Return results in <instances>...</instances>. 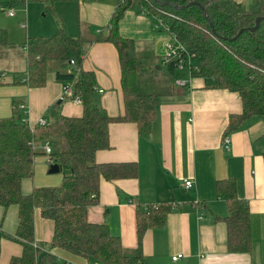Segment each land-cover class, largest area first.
<instances>
[{
	"label": "trees",
	"instance_id": "16d2710c",
	"mask_svg": "<svg viewBox=\"0 0 264 264\" xmlns=\"http://www.w3.org/2000/svg\"><path fill=\"white\" fill-rule=\"evenodd\" d=\"M16 1L11 0L9 5ZM66 1L80 0H46L47 8L53 11L57 2ZM193 1L200 4L191 3ZM130 9L161 22L159 30L176 37L195 56L198 68L191 71L192 77L213 79L215 87L240 94L242 111L230 115L223 140L247 118L258 115L264 119V0L250 5L236 0H117L106 36L102 33L94 39L84 34L72 36L62 18L54 33L27 36L22 45L26 48L28 68L20 82L30 87H43L48 73L55 71L56 79L64 86L73 83L74 96L82 98L84 109L83 114L76 117L54 109L49 124L33 130L23 118L20 103L15 102L13 115L0 119V204L19 208L16 233L9 235L0 228V254L1 240L5 236L23 245V254L12 257L9 264H72L82 259L86 264L89 260L104 264H148L143 251L145 233L150 228L167 224L168 214L173 209L171 201L138 206V245L128 253L120 236L112 234L107 222L89 219L90 207L100 202L103 178H133L139 174L135 161H96L98 150L111 147L109 125L132 122L137 125L140 136H148L162 99L184 96L189 90V83L179 85L176 82L189 75V70L184 73L178 69L176 58L164 64L170 83L156 89L143 85V76L152 57L139 55L135 41L120 31V22ZM257 17L262 20L252 31L249 27L256 25ZM241 29L242 33L237 36ZM8 34L6 28H0V48L16 47ZM97 40L113 43L119 53L124 110L117 117L109 116L94 100L99 92L95 74L84 68L87 49ZM47 140L54 143L52 156L64 172L63 182L24 194L23 180L34 174L35 157L45 154L43 145ZM216 192L228 206V214L221 219L227 224L229 250L250 252L253 247L251 208L248 199L238 193L237 179L217 180ZM37 209L43 217L54 222L49 248L36 242ZM54 249L71 256L63 260L51 252Z\"/></svg>",
	"mask_w": 264,
	"mask_h": 264
},
{
	"label": "crops",
	"instance_id": "0c3cea01",
	"mask_svg": "<svg viewBox=\"0 0 264 264\" xmlns=\"http://www.w3.org/2000/svg\"><path fill=\"white\" fill-rule=\"evenodd\" d=\"M10 1L0 0V28H6L13 35L7 22L13 21L17 14L15 11L10 15V7L16 5H9ZM236 1L250 5L256 0ZM69 2H74V13L65 16L60 12V16L72 36L84 34L88 39H94L99 33L108 34V29L105 32L101 26H109L117 0ZM35 5L21 3L20 9L27 6L31 17ZM57 28L58 24L41 31H46L44 34L47 35ZM120 31L135 41L137 52L140 47L152 57L161 45L173 41L169 32L156 27L153 17L132 9L125 12ZM27 33L34 32L27 30ZM20 47H6L10 51L9 57L5 58L10 70L0 69V119L13 115L15 102L20 103L23 113L26 111L27 116L23 115V118L32 129L39 126L42 117L50 122L54 109L66 116H81L83 104L65 95V87L56 79L55 71L48 73L43 87H30L20 82L28 68L26 48ZM16 50H19L18 55H10ZM84 68L95 74L99 92L94 100L109 116H120L124 101L116 46L106 40L94 41L85 54ZM186 79L189 83L186 95L162 99L150 135L140 136L137 125L132 122L109 125L111 147L98 150L96 161H135L139 165V174L133 178H103L100 202L90 207L89 219L107 222L112 234L120 236L125 248L135 249L138 245L137 207L171 201L173 209L168 214L166 226L150 228L145 233L143 251L148 264H264V119L258 115L247 118L229 135L231 142L229 148L226 147L223 134L229 117L242 111L240 94L215 87L213 79L211 82L190 75ZM46 159L45 154L35 157L34 174L22 183L24 194H30L36 188L62 184L64 175L50 173ZM228 177L237 179L239 195L250 204L253 237L250 252H232L228 247L227 224L221 219L228 214V206L216 192L217 180ZM190 178L195 183L188 189L183 180ZM18 225V206L0 204V228L6 234L14 235ZM53 235V220L43 217L37 209L36 242L49 248ZM51 252L62 259L71 256L60 249ZM177 253H183V256L173 260ZM22 254L20 242L7 236L2 238L0 264H9L12 257ZM75 262L82 264L85 260Z\"/></svg>",
	"mask_w": 264,
	"mask_h": 264
},
{
	"label": "rangeland",
	"instance_id": "374dc122",
	"mask_svg": "<svg viewBox=\"0 0 264 264\" xmlns=\"http://www.w3.org/2000/svg\"><path fill=\"white\" fill-rule=\"evenodd\" d=\"M29 2V4L34 3L36 4L34 11L32 12V15L30 17V13L28 10V7L26 6L24 9H20L21 3ZM16 5L14 7V10L16 11L17 16L14 18L13 21L9 20L7 22L8 25H10L11 30H13V35H9V39L12 43L16 44L18 47L22 49V44L25 43L27 36H36V35H45L46 31H41L42 29L48 30L49 26H55L59 22V18H62L60 16V12H63L65 16L71 15L74 13V2H57L55 9L53 11L49 10L47 8V2L46 0H18L15 2ZM77 3V2H75ZM26 18V20H24ZM28 18V21H27ZM68 18V17H67ZM22 20L25 22V26L21 25ZM21 21V22H20ZM31 21V24H30ZM65 21V20H64ZM28 24V25H27ZM28 26V32L31 30L34 33H27V30H25ZM44 27V28H43ZM101 28L106 32L108 27L107 26H101ZM97 31V30H96ZM9 32V31H8ZM55 31H53L54 33ZM172 43H175L172 41ZM5 50H3V49ZM0 48V69L6 72H9L10 68L8 67V62L5 60V58L9 57V50L6 47ZM138 49L139 55H149L146 52L145 49H142L140 47ZM19 50H16L11 54L18 55ZM167 47L166 45H161L160 50L153 55V59L149 62V68L146 72V74L143 76V85L145 86H151L153 88H160L161 86H164L167 83H170L169 76L166 74V68L165 65H163V58L167 55ZM158 56V57H157ZM196 59H194V64L196 65ZM158 66H161L160 69H158ZM181 72H188V69L180 70ZM188 74V73H187ZM1 75V73H0ZM209 81L212 82V79H209ZM73 100V99H72ZM23 115H26V111L23 113ZM54 143L52 142V145ZM59 173H64L63 171ZM64 175V174H63ZM128 253H131V249H127ZM89 264H104L102 262H97L95 260H89ZM86 264V263H84Z\"/></svg>",
	"mask_w": 264,
	"mask_h": 264
},
{
	"label": "built area",
	"instance_id": "2783aa9c",
	"mask_svg": "<svg viewBox=\"0 0 264 264\" xmlns=\"http://www.w3.org/2000/svg\"><path fill=\"white\" fill-rule=\"evenodd\" d=\"M10 15H14V9H10L9 11ZM161 22H156V27L159 28ZM22 26H25V23L21 24ZM173 37V41L175 43H172V41H169L166 43V47H167V55L164 57L163 59V64H167L172 58H176L177 59V67L180 70H184V69H188L189 70V75L190 77H192L191 71L193 69H197L198 67L194 64V55L192 53H190L187 48L182 45L178 39L174 36ZM177 84L179 85H186L188 83L187 79H177L176 80ZM65 87V95H67L68 97L72 98L75 102L77 103H82V98L80 96H74V86L73 83L69 84V86H64ZM49 124V121L45 118L42 117L39 120V126L45 127ZM34 130V128H33ZM225 145L226 147L229 148V144L231 142L230 137H226L225 140ZM43 150L44 153L47 157V164L49 166H51L52 164L55 163L54 157L52 156L53 153V146L52 143L47 140L44 145H43ZM183 184L186 188L190 189L193 187L194 185V181L192 179H184L183 180ZM202 218V216L200 217ZM183 256V253H177L175 255H173V260H178ZM62 260V259H61ZM69 262V261H67ZM71 263V262H69ZM72 264H78V263H72Z\"/></svg>",
	"mask_w": 264,
	"mask_h": 264
},
{
	"label": "water",
	"instance_id": "95a60500",
	"mask_svg": "<svg viewBox=\"0 0 264 264\" xmlns=\"http://www.w3.org/2000/svg\"><path fill=\"white\" fill-rule=\"evenodd\" d=\"M191 3H194V4H200L199 2H196V1H193V2H191ZM204 14H205V12H204ZM261 20H262V17H257L256 25H255V26H252V27H249V29L252 30V31L256 30V29L259 27V24H260ZM242 31H243V29H241V30L239 31V33H238L237 36H239V35L242 33ZM237 36H236V37H237ZM236 37H235V38H236ZM160 68H161V66H158V69H160ZM60 171H61V167H60V165H59L58 163H54V164H52V165L50 166V168H49V172H50V173H58V172H60Z\"/></svg>",
	"mask_w": 264,
	"mask_h": 264
}]
</instances>
